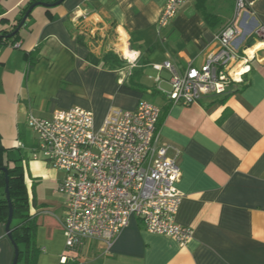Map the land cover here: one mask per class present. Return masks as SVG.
Instances as JSON below:
<instances>
[{"label": "crops", "instance_id": "crops-1", "mask_svg": "<svg viewBox=\"0 0 264 264\" xmlns=\"http://www.w3.org/2000/svg\"><path fill=\"white\" fill-rule=\"evenodd\" d=\"M247 1L253 6L237 19L238 52L254 45L256 30L264 27V0ZM29 2H2L0 36L16 29ZM166 2L41 5L16 39L0 45V141L7 164L23 166L29 214L37 225L36 248L41 250L37 264H61L67 254L64 204H56V187L64 177L44 159H33L38 139L29 118L81 107L94 114L99 128L112 109L132 111L142 100L161 109V144L180 152L183 202L177 222L191 228L193 237L180 247L171 238L146 232L133 219L109 254L91 243L74 255L75 264H264V50L244 82L228 94L175 106L163 93L170 89L169 72L153 66L171 62L180 71L201 67L216 48L217 34L233 21L235 0H195L161 28ZM128 49L141 53L134 69L124 65L110 70L89 60L109 52L122 59ZM31 55L37 58L33 64ZM6 232L0 224V264H13L14 245Z\"/></svg>", "mask_w": 264, "mask_h": 264}, {"label": "built area", "instance_id": "built-area-1", "mask_svg": "<svg viewBox=\"0 0 264 264\" xmlns=\"http://www.w3.org/2000/svg\"><path fill=\"white\" fill-rule=\"evenodd\" d=\"M194 1L167 0L160 27H168L181 8ZM252 6L235 0L233 21L217 34L216 48L201 67L180 71L171 62L153 66L169 72L170 89L163 93L173 105L190 107L208 96H224L244 82L251 63L264 50V27L256 30L254 45L242 52L235 48L241 35L237 19ZM140 58L141 53L131 49L122 57L132 69ZM160 118L161 109L146 100L132 111L112 109L99 128L94 114L81 107L56 110L49 118H29V129L38 139L33 159L42 158L64 173L59 190L65 196L62 227L67 254L61 264H75L74 255L91 243L101 244L109 254L133 219L146 232L171 238L180 247L191 241L193 230L177 222L183 202L178 189L183 176L180 152L161 144Z\"/></svg>", "mask_w": 264, "mask_h": 264}, {"label": "trees", "instance_id": "trees-1", "mask_svg": "<svg viewBox=\"0 0 264 264\" xmlns=\"http://www.w3.org/2000/svg\"><path fill=\"white\" fill-rule=\"evenodd\" d=\"M42 0H30L28 5L22 11V15L19 19V23L22 22L27 10L30 9L35 3L41 2ZM59 1V0H57ZM17 28V27H16ZM14 29L12 32H14ZM11 32V33H12ZM11 33L1 35L5 37ZM19 36V34L17 35ZM17 36H14L12 39H16ZM10 40H2L1 44L8 43ZM31 64L35 63L37 58L32 55ZM89 60L93 64L102 63L106 68L110 70H117L123 68L124 65L128 66L127 63L122 60L113 52L105 54L101 59L96 58L95 56H90ZM159 130V125H158ZM1 140V139H0ZM7 150L3 147L0 141V224L6 225L7 219H9V202L6 198V180L7 175L4 172V169H7L9 176V187H10V198L13 204L14 219L12 221V237L13 242L16 243L20 252V259H18V264H37V260L41 250L36 248L35 235L37 233V225L33 217L29 214V197L28 190L25 186L24 180V170L23 166L17 164L15 167L9 166L6 161L5 155Z\"/></svg>", "mask_w": 264, "mask_h": 264}, {"label": "water", "instance_id": "water-1", "mask_svg": "<svg viewBox=\"0 0 264 264\" xmlns=\"http://www.w3.org/2000/svg\"><path fill=\"white\" fill-rule=\"evenodd\" d=\"M67 0H59V1H57V2H54V3H51V4H44V3H42V2H38V3H35L34 5H32L31 7H30V9L29 10H27V12H26V14H25V16H24V18H23V20H22V22L21 23H19V25L17 26V28H16V30L13 32V33H11L10 35H7V36H5V37H2V36H0V42L2 41V40H10V39H12L14 36H17L19 33H20V31H21V29L23 28V26H24V24L27 22V20H28V17L30 16V14L32 13V11L36 8V7H38V6H41L42 5V7H46V8H53V7H58V6H60V5H62L64 2H66ZM1 172V171H0ZM4 172L6 173V175H7V180H6V193H5V195H6V198H7V200H8V202H9V219H7V223H6V234H7V236H8V238H9V240L13 243V247H14V250H15V259L13 260V264H18V259H20V252H19V249H18V245L16 244V243H14L13 242V237H12V229H11V226H12V221H13V219H14V211H13V204H12V201H11V198H10V187H9V176H8V171H7V169H4Z\"/></svg>", "mask_w": 264, "mask_h": 264}, {"label": "rangeland", "instance_id": "rangeland-1", "mask_svg": "<svg viewBox=\"0 0 264 264\" xmlns=\"http://www.w3.org/2000/svg\"><path fill=\"white\" fill-rule=\"evenodd\" d=\"M5 1H7V0L3 1L4 2V6H5ZM33 137H34V135H33ZM56 172L61 174V176L64 177V173L63 172H58L57 170H56ZM35 190H36V188H35ZM32 194H33V192H32ZM64 203H65V196L60 192L59 186L57 185V187H56V204L62 205Z\"/></svg>", "mask_w": 264, "mask_h": 264}, {"label": "bare ground", "instance_id": "bare-ground-1", "mask_svg": "<svg viewBox=\"0 0 264 264\" xmlns=\"http://www.w3.org/2000/svg\"><path fill=\"white\" fill-rule=\"evenodd\" d=\"M261 46H259L258 48H260Z\"/></svg>", "mask_w": 264, "mask_h": 264}]
</instances>
